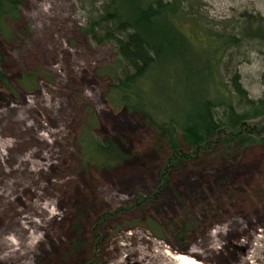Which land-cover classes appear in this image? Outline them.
Segmentation results:
<instances>
[{
    "label": "rangeland",
    "instance_id": "rangeland-1",
    "mask_svg": "<svg viewBox=\"0 0 264 264\" xmlns=\"http://www.w3.org/2000/svg\"><path fill=\"white\" fill-rule=\"evenodd\" d=\"M195 2L199 24L238 38L219 77L241 112L235 75L246 101L264 97V44L245 33L264 28V0ZM86 22L77 0H23L16 36L0 37V264H159V252L177 264L166 248H195L206 264H264V145L214 143L161 186L167 145L115 101V49L91 41ZM34 73V89L19 83ZM86 127L130 160L98 165L80 144ZM247 243L263 251L245 254Z\"/></svg>",
    "mask_w": 264,
    "mask_h": 264
},
{
    "label": "trees",
    "instance_id": "trees-1",
    "mask_svg": "<svg viewBox=\"0 0 264 264\" xmlns=\"http://www.w3.org/2000/svg\"><path fill=\"white\" fill-rule=\"evenodd\" d=\"M77 2L87 15L85 30L91 41L111 43L115 49L116 59L107 72L113 81L115 101L151 125L159 146L167 145L161 186L168 181L171 169L195 159L202 151L209 152L214 143L226 150L264 143V138L252 131L259 125L248 122L264 118V97L246 101L235 75L233 89L242 99V109L247 106L238 112L219 77V63L227 48L239 44L238 38L199 24L195 0ZM22 3L0 0L2 39L16 36ZM252 25L245 28V33L264 44V28L254 29ZM199 38L204 40L202 50L197 48ZM27 78L30 89H34L31 81L38 75L26 76L19 83L24 84ZM0 80L8 86L1 71ZM83 132L80 144L98 165L113 167L130 160L111 139H95L88 127ZM70 252L67 247L64 254Z\"/></svg>",
    "mask_w": 264,
    "mask_h": 264
},
{
    "label": "bare ground",
    "instance_id": "bare-ground-1",
    "mask_svg": "<svg viewBox=\"0 0 264 264\" xmlns=\"http://www.w3.org/2000/svg\"><path fill=\"white\" fill-rule=\"evenodd\" d=\"M245 246H247L245 254H249L253 257H256L258 254H260L263 251V246L260 244L250 246V244L247 243ZM163 253L171 257L172 259H174L177 262V264H206L203 261V257L200 255L201 253L195 248L190 249V252H189L190 255H185L181 253H173L168 248L164 249ZM157 257H158L159 264H166L164 260L162 259L160 252L157 255Z\"/></svg>",
    "mask_w": 264,
    "mask_h": 264
},
{
    "label": "flooded vegetation",
    "instance_id": "flooded-vegetation-1",
    "mask_svg": "<svg viewBox=\"0 0 264 264\" xmlns=\"http://www.w3.org/2000/svg\"><path fill=\"white\" fill-rule=\"evenodd\" d=\"M262 119V118H261ZM258 128H252V131L255 130L257 132V136L260 138H264V118L258 124ZM257 145H264V143H258Z\"/></svg>",
    "mask_w": 264,
    "mask_h": 264
}]
</instances>
